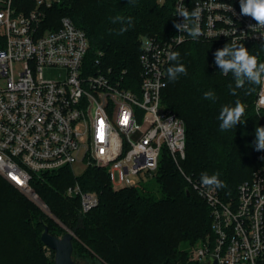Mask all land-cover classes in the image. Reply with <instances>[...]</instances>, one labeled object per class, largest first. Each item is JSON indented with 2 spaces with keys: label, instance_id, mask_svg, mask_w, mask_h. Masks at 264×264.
Returning <instances> with one entry per match:
<instances>
[{
  "label": "built area",
  "instance_id": "2783aa9c",
  "mask_svg": "<svg viewBox=\"0 0 264 264\" xmlns=\"http://www.w3.org/2000/svg\"><path fill=\"white\" fill-rule=\"evenodd\" d=\"M33 1L31 9L18 11L13 0H0V175L34 199L39 198L35 176L64 166L101 168L113 188L133 187L155 175L167 153L211 210L213 235L195 249L193 259L264 264V152L237 195L225 200L181 166L185 122L162 101L171 63L167 54L186 41L256 44L264 62V29L241 14L239 0H176V24L183 23L178 7L199 6L203 34L193 40L176 29L167 38L145 37L138 80H126V71L119 75L102 68L99 60L93 63L85 31L69 16L58 25L49 21L48 10L61 0ZM45 67L66 70V76L47 79ZM261 96L264 87L259 86L254 106L264 127ZM82 187L75 181L66 195L80 200L84 214L99 205L100 197Z\"/></svg>",
  "mask_w": 264,
  "mask_h": 264
},
{
  "label": "trees",
  "instance_id": "16d2710c",
  "mask_svg": "<svg viewBox=\"0 0 264 264\" xmlns=\"http://www.w3.org/2000/svg\"><path fill=\"white\" fill-rule=\"evenodd\" d=\"M176 2L61 0L48 10V19L58 25L63 16H69L75 26L85 31L93 63L99 60L102 68H112L119 75L126 71V80H138L140 37L172 35L176 31ZM13 6L26 11L34 6V1L13 0ZM116 16L133 18L132 26L123 34H117L121 24L112 22ZM227 43L179 44L175 52H179V62L185 65L187 75L179 76L175 82L167 77L162 94L163 104L185 122L187 156L182 161L183 169L199 180L203 172H218L219 179L227 185L218 189L225 200L237 195L239 184L250 178L260 165L258 155L264 152L256 151L254 144L255 129L263 127L254 106L259 86L246 83L233 96L229 91V85L235 87L232 74L224 75L215 64L214 53ZM244 46L260 60L261 46ZM250 87L255 91L246 94ZM210 90L216 95L214 101L204 98ZM237 99L246 105V115L236 128L222 132L218 120L221 107L234 105ZM152 179L160 189L159 196L151 191ZM75 181L100 197L99 205L88 213L81 212L78 198L65 195ZM141 183L113 188L106 170L94 166L86 167L80 175L64 166L57 172L35 176L32 182L52 214L75 231V256L99 258L103 264H199L183 246L193 247L213 235L209 205L192 189L167 153L157 175ZM7 187L14 188L0 175L1 248L20 246L27 238L34 244H44L41 236L45 225L58 237L65 234L66 229L38 205L20 193H9ZM187 189L191 190L190 195ZM24 251L22 247L20 258Z\"/></svg>",
  "mask_w": 264,
  "mask_h": 264
},
{
  "label": "clouds",
  "instance_id": "9594fccd",
  "mask_svg": "<svg viewBox=\"0 0 264 264\" xmlns=\"http://www.w3.org/2000/svg\"><path fill=\"white\" fill-rule=\"evenodd\" d=\"M128 2L132 3L134 0H128ZM239 6L242 15L250 16L256 21L254 28L264 29V0H239ZM177 15L183 17L182 24H175V28L179 32L187 33V36L193 40H197L203 34L200 26L202 9L199 6L191 11L186 7H178ZM112 22L121 24L117 34H123L132 26L133 18L130 16H116L112 19ZM144 46L146 49H150V41L145 40ZM179 58V52L171 51L167 54L168 61L175 62L170 64L166 70L169 81L175 82L179 76L187 75V69L183 63L179 62ZM214 59L215 64L224 75L231 73L234 78L235 87L229 85L231 95L237 96V89L243 88L246 83L264 87V62H260L258 55L251 54L244 44L233 40L218 49L214 53ZM253 91H255V88L250 87L246 89V94H251ZM204 98L214 101L216 95L210 90L204 93ZM261 105H264V96L260 97L258 110ZM245 112L246 105L239 99L234 102V105H223L218 116L220 130L224 132L236 128L238 124H241ZM254 144L256 151H264V127L255 129ZM200 184L210 190L227 187L225 182L219 179L218 172L211 175L207 172L201 173Z\"/></svg>",
  "mask_w": 264,
  "mask_h": 264
},
{
  "label": "rangeland",
  "instance_id": "374dc122",
  "mask_svg": "<svg viewBox=\"0 0 264 264\" xmlns=\"http://www.w3.org/2000/svg\"><path fill=\"white\" fill-rule=\"evenodd\" d=\"M147 36L148 35H142L140 37V46H141V43L144 40V38ZM44 69H45L44 75L47 79H64L66 76V70H63V69H59V68H55V67H45ZM186 156H187V153H186ZM171 159H172V157H171ZM181 166H182V162H181ZM72 169H73L75 175H76V173H77V175H80L84 171L85 168L84 167L82 168V166L78 165L77 167H72ZM54 172H57V171L47 172V174H51ZM157 173H158V171L153 176H156ZM143 181H146V179L141 180L139 182V184ZM149 183L151 186V191L155 195L159 196L160 195V189H159L158 185L155 183V180L152 179L149 181ZM7 191L11 194L12 193L22 194L24 197H26L27 199H30L33 203L38 205L43 211L46 212V209L43 208V205L45 202L42 199H40V200L43 201L44 203L41 204L36 199L32 198L31 195L24 193L23 191H21L20 189H18L15 186L13 189L10 187H7ZM65 195H66V190H65ZM39 198H40V196H39ZM50 212H51V210H50ZM49 216L52 217V214H49ZM52 218H54V217H52ZM54 219L64 229H66L65 233L68 229H70L64 223H62L58 218L55 217ZM62 236H60V237H62ZM201 244L202 243H197L193 247L185 244L183 246V248L189 250L190 253H192V255H193L195 249H197V247H199ZM1 246L2 245H0V264H55V250H53L52 248L47 246L45 243L44 244H42V243H35L34 244L33 242H31L29 240V238H27V239H25V242L22 241L20 246H18V245L12 246V247L5 246V249L1 248ZM22 247H23V249L25 248V251H24V256L22 255L23 257L20 258L19 254H20V249H22ZM73 260H74V264H103L102 260L99 258H97V259L92 258V257L84 258L82 256H75L74 254H73ZM199 264H210V263H209L208 259H202V260H199Z\"/></svg>",
  "mask_w": 264,
  "mask_h": 264
},
{
  "label": "water",
  "instance_id": "95a60500",
  "mask_svg": "<svg viewBox=\"0 0 264 264\" xmlns=\"http://www.w3.org/2000/svg\"><path fill=\"white\" fill-rule=\"evenodd\" d=\"M191 194V190L187 189V195ZM44 203L43 201H41ZM44 209L48 214H52L48 206L44 203ZM52 217L55 218L54 214ZM68 229V228H67ZM42 241L55 250V264H74L73 260V239L75 238V231L68 229L62 237H58L49 231V227L45 225L44 231L42 233ZM213 264H218L217 259H215Z\"/></svg>",
  "mask_w": 264,
  "mask_h": 264
},
{
  "label": "bare ground",
  "instance_id": "6f19581e",
  "mask_svg": "<svg viewBox=\"0 0 264 264\" xmlns=\"http://www.w3.org/2000/svg\"><path fill=\"white\" fill-rule=\"evenodd\" d=\"M38 202H40L41 204H42V202H41V200H40V198H35ZM43 206H45V205H43Z\"/></svg>",
  "mask_w": 264,
  "mask_h": 264
},
{
  "label": "snow or ice",
  "instance_id": "6c2138e0",
  "mask_svg": "<svg viewBox=\"0 0 264 264\" xmlns=\"http://www.w3.org/2000/svg\"><path fill=\"white\" fill-rule=\"evenodd\" d=\"M126 119V118H125Z\"/></svg>",
  "mask_w": 264,
  "mask_h": 264
}]
</instances>
